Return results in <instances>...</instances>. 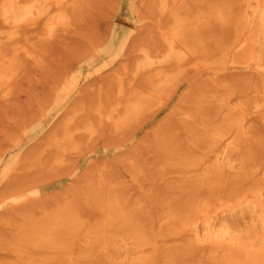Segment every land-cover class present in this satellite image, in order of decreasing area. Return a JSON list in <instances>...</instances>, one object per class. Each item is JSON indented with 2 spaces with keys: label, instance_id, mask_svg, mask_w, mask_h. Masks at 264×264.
<instances>
[{
  "label": "bare ground",
  "instance_id": "6f19581e",
  "mask_svg": "<svg viewBox=\"0 0 264 264\" xmlns=\"http://www.w3.org/2000/svg\"><path fill=\"white\" fill-rule=\"evenodd\" d=\"M100 1L0 0V101ZM134 13L149 22L131 30L113 77L76 95L26 157L63 164L83 134L128 133L179 93L146 143L170 168L166 191L152 204L98 163L82 176L91 215L71 194L38 208L36 185L14 191L0 204L32 208L8 221L0 264H264V0H140ZM92 81L62 88L59 103ZM134 149L123 162L141 181L147 157ZM22 153L0 158V181L23 174Z\"/></svg>",
  "mask_w": 264,
  "mask_h": 264
},
{
  "label": "rangeland",
  "instance_id": "374dc122",
  "mask_svg": "<svg viewBox=\"0 0 264 264\" xmlns=\"http://www.w3.org/2000/svg\"><path fill=\"white\" fill-rule=\"evenodd\" d=\"M139 2L140 0H103L99 4L97 2L98 6L96 5L93 9L94 14L92 16L90 15L84 23L82 21L76 27L77 29L69 31L65 39L53 41L54 43L49 46V50L45 55L46 60L44 62L33 63L34 65L29 66L28 71H25L17 81L16 96L13 95L8 100L0 101V158L4 156L8 158L16 151L21 153L23 149L24 153L26 152L25 154H29L24 155L22 153L23 157L25 156V161L22 164L25 170H23V174L19 173V176L22 177L19 178L16 175L10 179L11 181L6 177L1 179L0 198L7 197L14 191H26L27 188L26 192H28L32 186L36 185L39 196L36 199V194L33 196L31 194L30 198H35L32 199L33 203H44L42 202V199H44L45 204L53 205L59 201L60 196L62 198V196L71 194L74 195L72 199H78L77 203L81 207L80 209L91 215L95 213L96 208L93 203L82 196L87 181L82 176H85V173L90 169L92 170L95 163H98L106 165L111 173L119 174L118 180L124 181L126 179L125 182L130 185L126 184L127 188L134 187V190L132 188L131 191H136L134 192L135 196L145 197L150 195L151 198L153 197L151 203L153 201L152 204H157V200L161 198L170 182L164 178L167 175L166 171L170 168L164 167V161L155 149L150 150L146 146L153 129L169 114L168 109L177 100L179 93L175 94L168 104L162 106L140 124L127 130L128 133L115 134L111 126H105L102 133L100 132L97 137L87 138L83 134L81 150L78 152L70 149L63 164L52 165L53 162L49 153L44 156V164L39 167L38 165L29 166L30 162L27 160V157L31 158L35 150V148L31 149L30 146L36 142L42 143L44 141L45 135L76 95L85 93L90 95L97 89L94 83L98 86L108 81L106 78L109 77V73L110 77H113L112 73L119 68L122 57L130 50V47L124 46V42L131 30L146 21L149 22V20H141L138 16H135L134 7L138 6ZM129 60L133 61L132 55ZM104 63L107 65L103 66ZM233 76L235 75L232 74L229 77ZM91 78L94 80L92 81L94 85L90 81L80 93L76 92L69 98L64 99L63 103H59L58 95L60 91H64L62 88L66 90L73 88L77 81L80 84H85ZM182 86H185L184 83L181 84ZM180 89L178 92L181 91ZM112 131L113 134L111 135ZM111 136L114 137L111 138ZM38 144L40 145V143ZM135 145L139 146L141 149L137 150L147 157L145 162L148 167H146L144 175L142 174V178L140 177L141 181L136 174H131L129 171L131 168L124 163L127 161L129 152L136 147ZM48 149L50 148L48 147L46 151ZM150 154L151 156H149ZM92 162L93 166H91ZM133 176L137 178H133ZM82 183H84L83 187H81ZM67 189L70 191L66 192ZM78 196L81 198H78ZM53 197L54 200H52ZM30 203L31 201L23 205L22 209L32 208ZM37 204H35V207L39 208L40 204ZM22 209L13 202L0 204V215L2 216H0V247L4 249L0 248L2 254L11 252L9 247L3 248L4 244L1 241L3 235L12 232L8 221L12 218L19 219L21 217L19 213ZM4 219L5 221H3Z\"/></svg>",
  "mask_w": 264,
  "mask_h": 264
}]
</instances>
